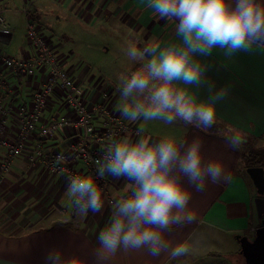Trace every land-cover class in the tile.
<instances>
[{
	"label": "crops",
	"instance_id": "crops-1",
	"mask_svg": "<svg viewBox=\"0 0 264 264\" xmlns=\"http://www.w3.org/2000/svg\"><path fill=\"white\" fill-rule=\"evenodd\" d=\"M54 5L62 9L69 6L88 21L113 18L124 21L125 12L142 10L157 19L155 29L149 31L151 41L147 44L159 43L162 50L168 44L182 41L175 34L177 22L167 18L158 20L156 12L148 8V0H0V11L4 10V17L11 26L9 37L0 33V52L14 57L34 55L35 49L27 38L30 22L51 43L52 38L44 34L51 27V18L45 12L55 8ZM24 7L28 9V15ZM51 45L64 68L70 71L82 88L85 104L92 109L103 101L112 113L122 116L121 108H116L118 97L114 96L111 86L108 87L107 82L95 83V79L86 72H77L67 66L69 55L54 42ZM192 60L199 63L202 76L198 84L184 85L191 93L199 100H209L216 97L221 89L225 90L223 97L216 100V121L230 125L234 132L244 137L264 136V46L253 45L248 52L239 51L231 55L226 54V50L214 48L210 55L192 54ZM0 71L5 83L0 86V97L7 111L3 117L7 136L17 137L20 112L32 108L33 93L46 77L47 70L36 69L33 76L15 75L12 69L0 64ZM106 93L109 95L105 99ZM62 116L67 117L70 123L44 141L46 154L69 152V146L83 137L82 129L75 122V113L64 97L55 91L44 110L41 123H50ZM126 120L135 125L136 139L139 136L166 139L142 130L141 120ZM94 122L102 128L100 113H95ZM174 125L175 133L169 138L187 139L189 143L194 139L202 140L206 159L223 160L226 171L231 174L230 182L212 184L209 181L204 192L193 193L189 208L196 212V221L173 224L164 230L165 239L171 242V247L179 243L189 246L187 255L169 260L170 247L153 258L147 255L145 247L139 252H118L114 260L97 261L94 252L99 247L96 235L109 222L112 209L106 202L101 213L89 211L87 217L77 215L73 198L67 194L68 176L49 169L45 162L46 154L35 158L33 151L42 139L33 133L22 155L11 157L4 147H0V165L8 163V169L2 172L0 180V264H46V257L53 250L62 252V260L65 261L79 256L83 264H236L234 255L241 251L236 236L253 235L250 237L253 238L261 225L256 220L259 219L255 204L257 189L242 158L245 145L243 143L239 149L232 150L228 148L224 135L209 129L205 132L182 121ZM125 137H130L129 133ZM91 142L94 144V139ZM69 153V162L76 170L83 175L94 173L96 168L89 169L73 160V152ZM100 182L109 193V199H119L127 194L123 179L106 176Z\"/></svg>",
	"mask_w": 264,
	"mask_h": 264
},
{
	"label": "clouds",
	"instance_id": "clouds-1",
	"mask_svg": "<svg viewBox=\"0 0 264 264\" xmlns=\"http://www.w3.org/2000/svg\"><path fill=\"white\" fill-rule=\"evenodd\" d=\"M147 6L160 19L175 20V34L182 41L162 50L159 43H148L142 50L131 47L129 56L139 67L120 76L125 101L121 115L131 122L143 118L174 125L182 121L207 132L216 124V100L225 90L209 100H199L184 86L198 84L202 76L192 54L210 55L214 48H220L231 55L248 52L253 45L264 46V0H148ZM225 140L232 150L245 142L236 131L225 135ZM202 143L200 139L189 143L187 139L125 137L106 146L94 173L68 177L67 194L73 198L77 215L101 213L106 202L112 209L109 222L96 235L97 261L114 260L118 252H139L145 247L147 255L159 257L171 247L165 229L196 221V212L189 208L193 193L204 192L209 181L219 184L231 180L223 160L206 159ZM106 176L123 179L127 194L109 199V193L97 183ZM189 251L186 243H179L171 247L169 260L184 257ZM46 264H83V260L72 256L65 261L62 252L53 250Z\"/></svg>",
	"mask_w": 264,
	"mask_h": 264
},
{
	"label": "built area",
	"instance_id": "built-area-1",
	"mask_svg": "<svg viewBox=\"0 0 264 264\" xmlns=\"http://www.w3.org/2000/svg\"><path fill=\"white\" fill-rule=\"evenodd\" d=\"M4 10L0 11V33L9 37L11 26L7 23ZM28 15V9L24 7ZM28 41L35 49V54L27 57H14L0 52V64L12 69L15 75L25 74L33 76L36 69L47 70L46 77L40 86L35 90L32 97V108L20 112V129L17 137H8L3 117L7 113L3 99L0 97V147H4L9 156L22 155L25 146L33 133L42 139L34 149L35 158H41L45 153V143L48 137L53 136L60 128L70 122L67 117L54 118L50 123H41L44 110L55 91H58L65 99L66 104L75 113L76 124L82 129L83 137L69 146V152H73L75 161L81 162L89 169L96 168V161L104 155L106 146L114 140L123 139L126 133L134 140L136 127L127 123L122 116L112 113L102 101L94 105L92 109L84 102L83 90L75 82L69 70L65 69L57 56L53 46L46 37L39 33L36 27L30 22L27 29ZM0 86L5 85L1 77ZM105 94V99L107 97ZM104 100V98H103ZM103 117L102 128L97 127L94 122L95 113ZM94 139V144L91 140ZM67 151H56L48 153L45 160L49 169L54 172H64L68 177L83 175L69 162L70 153ZM63 156V160L58 157ZM107 162V161H105ZM8 169V163L0 165V180L2 172Z\"/></svg>",
	"mask_w": 264,
	"mask_h": 264
},
{
	"label": "rangeland",
	"instance_id": "rangeland-1",
	"mask_svg": "<svg viewBox=\"0 0 264 264\" xmlns=\"http://www.w3.org/2000/svg\"><path fill=\"white\" fill-rule=\"evenodd\" d=\"M54 6L56 9L45 12L51 18V27L44 34L52 38V44L54 42L69 55L67 66L75 68L77 72H86L95 79V83L107 82V86L114 90V96L118 97L116 108H121L125 101L121 98L120 76L139 67V63L129 56L131 47L142 50L147 41H151L149 31L155 29L156 18L142 10H133L123 14L124 21L119 18L88 21L69 6H65V9ZM158 20L161 19L158 17ZM141 119V129L152 136L156 134L169 138L175 133V125ZM262 144L264 140L256 142V146ZM256 220L257 223L262 222L260 218Z\"/></svg>",
	"mask_w": 264,
	"mask_h": 264
},
{
	"label": "water",
	"instance_id": "water-1",
	"mask_svg": "<svg viewBox=\"0 0 264 264\" xmlns=\"http://www.w3.org/2000/svg\"><path fill=\"white\" fill-rule=\"evenodd\" d=\"M258 196L255 199L258 217L261 225L256 229L253 238L247 235H238L236 239L241 245L240 253L245 258V264H264V167L253 166L247 168Z\"/></svg>",
	"mask_w": 264,
	"mask_h": 264
},
{
	"label": "trees",
	"instance_id": "trees-1",
	"mask_svg": "<svg viewBox=\"0 0 264 264\" xmlns=\"http://www.w3.org/2000/svg\"><path fill=\"white\" fill-rule=\"evenodd\" d=\"M209 130H211L213 133H217L219 135H230L232 132H234V129L227 124L218 123L216 121V124H214ZM231 130V131H230ZM245 142V149L242 153L243 162L245 164L246 168L253 167V166H261L264 167V144L260 146H256L257 141L264 140V136L260 137H253V136H245L244 137ZM97 183L102 186L103 183L100 182V180H97ZM236 256L235 263L236 264H245V258L244 256L239 253Z\"/></svg>",
	"mask_w": 264,
	"mask_h": 264
}]
</instances>
